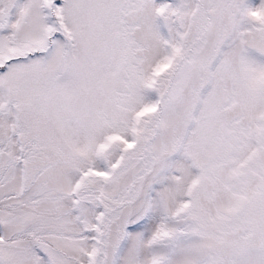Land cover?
I'll return each instance as SVG.
<instances>
[{"label": "snow or ice", "instance_id": "1", "mask_svg": "<svg viewBox=\"0 0 264 264\" xmlns=\"http://www.w3.org/2000/svg\"><path fill=\"white\" fill-rule=\"evenodd\" d=\"M0 264H264V0H0Z\"/></svg>", "mask_w": 264, "mask_h": 264}]
</instances>
